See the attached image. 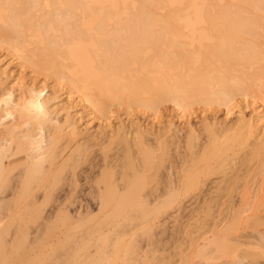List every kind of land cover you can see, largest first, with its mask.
Instances as JSON below:
<instances>
[{"label": "bare ground", "instance_id": "1", "mask_svg": "<svg viewBox=\"0 0 264 264\" xmlns=\"http://www.w3.org/2000/svg\"><path fill=\"white\" fill-rule=\"evenodd\" d=\"M1 42L17 57L28 55L23 46H37L32 49L37 52L31 53L34 59L30 56L22 59L36 69L46 67L54 76L65 78L71 91L79 93L81 100L99 114L105 112L106 100L150 109L170 101L185 109L195 102H227L232 96L251 90L264 98V50L261 48L264 47V0H0ZM14 91L12 87L0 90V194L16 198L9 201L1 196L0 209L7 214L13 205L17 206L20 201L22 205L6 216V222L1 223V217L0 264H97L99 259L94 258L95 254L84 251V257L80 255L84 248L76 253L72 251L65 243L68 241L66 235L53 244H49L50 239L45 238L43 232L42 236L33 234V239L27 238L30 237L27 222L36 207L30 205H39L43 210L46 204L40 205V202L49 203L62 180L69 187L64 193L74 194L77 170L86 158L84 152L88 147H73L78 152L76 158L72 153L61 157L56 150L60 129L51 124L59 125V121L39 107L34 90L29 86L25 85L18 94ZM241 129L239 132L232 130V134L210 131L197 148L198 135H188L189 168L174 179L171 178L173 165L168 141L146 142L142 137H135L128 139L134 141L131 146L130 141L121 138L126 148H121L120 162L108 161L105 154L102 163L90 160L92 173L86 177L93 184L90 194L96 196L93 199L96 212L86 204V208L78 205L70 214L67 208L60 207L65 198L61 197L60 201L57 196L59 202L55 209H50L47 215H38L36 220L41 218V222L37 226L40 225L45 233L54 227L72 226L74 229L94 223L89 231L97 232L98 239L120 244L124 234L135 226H141L149 234L153 225H142L173 204L177 194H207L202 204L199 203L201 206L190 207L188 217L191 220L195 214L201 212L203 215L214 206L216 210L223 196L231 197V190L236 189L233 184L241 177L239 168L235 171L232 167L225 168L227 153L235 143L246 138L247 132ZM258 150L257 145L247 150L245 160ZM16 167L21 169L14 175ZM96 167L97 170H93ZM162 169H166V174ZM148 170L153 173L149 175ZM65 171L70 175L68 180L64 179ZM36 194H42L43 199ZM151 194L162 195L154 197ZM28 196L31 198L23 203ZM224 211L215 212L218 217L215 214L213 219L217 217L218 220L208 225L205 221L198 222V230L203 231L187 238L189 250L201 246V258L217 259L235 256L241 244L256 243L243 233L241 237L247 239L235 243L236 236L230 234L236 228L235 211L233 208ZM1 212L5 215L0 211V216H3ZM254 222L257 225V220ZM222 223L224 225L218 229ZM104 228L108 229V234L104 233ZM13 229L14 236H11L9 233ZM192 232L189 230V234ZM178 233L173 240L169 238L173 244L171 260L166 259L167 263L162 260L161 264L189 263V255L181 256ZM8 235L13 238L8 240ZM89 235L82 237L91 240ZM256 245L264 250L261 237ZM44 246H50L51 252L47 255ZM134 249L132 244L128 245L126 253ZM78 253L81 258H77ZM127 261L123 264H128Z\"/></svg>", "mask_w": 264, "mask_h": 264}, {"label": "rangeland", "instance_id": "2", "mask_svg": "<svg viewBox=\"0 0 264 264\" xmlns=\"http://www.w3.org/2000/svg\"><path fill=\"white\" fill-rule=\"evenodd\" d=\"M157 30L160 32L158 28ZM32 45L33 44H31V46H23L26 47V49L23 48V50L27 52L25 54H28L24 55L25 57L30 56L34 59L35 56L31 53L37 52L36 50H32L37 48V46L34 47L35 45ZM261 48L264 50V47ZM8 49L6 43H0V88L4 89L12 87L17 94L22 91L25 85L34 90L33 95L36 96L39 107L45 109V112H48L52 118L59 121V125L53 122L51 124L57 125L58 129H60L58 133V141L56 143L58 148L56 150L61 157H67L69 153H72L76 158L78 156V152L75 150L77 147H88L84 152L86 158L77 170L78 183L74 194H70L69 196V194H65L66 192L64 193V190H67L69 187L67 182L62 180L63 185L61 182L60 184H57V187H60L55 191L57 193L52 194L55 196H51L50 198L51 201L53 198L54 200L52 202L50 199L48 200L50 201V205L46 202L41 203L40 201L42 200H39L40 205L46 204L45 206L47 209L45 206L42 210L39 205L38 207L37 205H30L31 207H36H33V216H31V219L29 218L27 222L28 226H26V228H30H28L30 237L27 236L29 240H31V237L33 239L34 235H41L43 232V236L50 239L49 244H53L54 242L56 243L58 238L61 239L66 235V238L68 236V241L65 243L67 246L69 244L70 248L73 249L72 251L76 253L78 249L80 251V249L84 248V250H82L83 252L80 251V255L84 257L83 255L86 252L95 254L94 258L99 259L97 264H123V262L127 260L128 264H161L162 260L166 263L169 258V260H171L173 253V244H170L172 242L171 240H173V236H175L176 232L180 233L181 231L180 234L178 233L181 246V256H186V254L190 256V261L187 264H200V262H202L201 264H264V250L260 248L261 246L256 245L259 237L264 241V98H262L260 94L251 90L247 94L238 93L237 95L232 96L227 102H213L208 104L204 102H195L185 109L178 108L170 101L161 102L160 104H157L155 108L150 109L139 104L131 105L128 104L129 102H125V104L119 105L116 101L106 100V110L103 114H99L92 108V106H89L87 102L81 100L79 93L71 91V87L69 84H66L67 80L65 78H63L62 81L60 78L54 76L49 69H46V67L42 70L34 68L30 63H27L22 59L24 56L17 57L16 53L12 54V50L10 49L8 51ZM254 90H256V88ZM8 119H6V122L11 121L10 118ZM239 128H242L241 130L247 132L246 138L241 143H235L232 150L227 153L225 168L229 169L232 167L234 168V171L239 168L238 173L241 177H239V180L236 179V184H233V187L235 186L236 189L231 190L232 192H230L232 198L228 194L223 196L225 199L228 196L229 197L226 200L221 198V207L219 205L217 206V209L219 208V212L221 210H227V208L230 210L233 208L235 211L233 220H235L236 228L233 232H230V234L236 236L235 243L247 239L246 237H241L240 234L242 233L248 234V239L256 243H244L237 246L238 250L235 253V256H223L217 259H203L199 256L201 246L190 250L187 248V238L189 239L190 237H195L202 233L203 229L198 230L197 227L201 221H205L208 225L212 220L213 222L218 220L217 217L219 212L216 211L217 209H214L216 206L212 207V209H210L211 211H209V209L204 211L203 215L200 214L201 212L199 213L200 215L195 214V217L193 218L195 223L188 217L190 207L195 205L201 206L202 200L206 198L207 194H195V196H192L193 194L190 193L177 194V200L173 204L158 211L152 220L147 221L142 225L143 227L148 226V224L153 225L149 234L145 232L141 226H135L129 232L124 234L120 244L112 240L102 242L98 239L99 234H97V232L89 231L90 228L94 227V223L79 226V228L76 226L74 229L72 226H65L62 228L61 226L54 227V230H52L53 228H51V230L45 229L46 232H49L50 230V233L47 234H45L46 232L44 233L43 228L41 229L39 227L40 225L37 226V223L41 222V218H38L39 221L36 220L38 215H47L50 209V211L55 209V205H57L59 200H63L61 197L65 198L63 201L66 202L67 199L68 202H66V207L64 206L65 202L62 204L64 207H60L63 209L67 208L66 210H68L70 214L76 210L75 208L78 207V205H83L84 208L88 205L87 207L96 212V202L93 201V199H96V196H94L95 194H90L93 184L86 177L88 173H92L89 167L90 160L95 163H102L105 154L108 161H112V163L120 162V160H122L120 154L121 156L123 154V149L121 148L123 146V148H126L124 145L125 142L120 141L121 138L127 139L125 140L126 142L130 141L131 146L134 141L128 139H135V137H142L146 142L147 140L149 142H154L155 140L168 141L171 144L169 153L173 165L171 178L174 179L176 176L183 173L185 169L189 168L191 156L186 148V138L188 135L192 133L198 135L197 140L195 141L197 148L198 144L205 141L210 131H216L217 133H223L224 131L226 133V131H228L227 133L232 134V130H234V132H239ZM237 129L238 131H236ZM256 145L259 149L258 152L250 157L249 160H245V153L247 150L256 147ZM103 147L105 149L102 151L101 148ZM133 149H135V147H132V150ZM118 150H122V153ZM97 168L98 167L93 170H97ZM20 169L21 167H16L13 174H17ZM162 170L164 174H166V169ZM65 172L63 174L64 179L67 178L68 180V176L70 175L68 172ZM152 173L153 170H148L149 175ZM162 174L163 173L160 175L161 177L164 176ZM13 179H15V177H13ZM8 192V190L5 192L7 196ZM58 192H60V194ZM3 194H0V197H5L9 199V201L16 198V196L14 197L13 195V198H9V196L6 197V195L3 197ZM41 195L36 194V196H40L39 199H43ZM151 195L157 197V195L161 196L162 194ZM12 196L10 195V197ZM198 196L203 197L200 198ZM30 198L31 197L28 196L23 199V203ZM56 198L59 200H56ZM226 202L229 205H226ZM21 203L22 201H20L17 206L13 205V209L11 208L9 212L6 210L8 212L7 214L1 208L0 211H3L5 214L3 215L1 212L3 215L0 216V220L2 217L1 223L4 221L6 222L8 219L6 216L18 210L20 205H22ZM199 203L201 204L199 205ZM47 205H49L50 208L49 206L47 207ZM231 205L235 206L232 207ZM38 208L43 212H39ZM212 212L213 214H211ZM215 212H218V214ZM206 213L210 214L207 215ZM214 215L217 217H214L213 219ZM200 216H203V220ZM196 217L198 219L200 217V219H195ZM204 217L211 220L206 221L204 220ZM254 220H257L259 224L257 223L256 225ZM229 221L230 219L227 220L225 224ZM252 223H254V225ZM223 225L224 223L217 228L220 229ZM173 228L176 229L173 230L174 232L171 231ZM177 228L180 229V231H177ZM13 230L9 233L11 236H14L15 230ZM189 230H193V232L189 234ZM90 232H92V237L89 235ZM27 233L28 232H26V235ZM51 233H53L52 237L49 236ZM104 233H109L107 228H104ZM87 234L90 236L91 240L83 239V237L87 238ZM10 235L7 236L8 240L13 238ZM169 238H171V240ZM87 241H90L89 244ZM199 242H201V240H199ZM73 243H75V245ZM82 244L85 247H83ZM131 244L135 248V252H132L134 254L126 253V248ZM167 245L169 247H167ZM208 247L209 246L207 245L206 250ZM101 250L104 252L99 255L98 252ZM43 251L45 255L49 254L51 252L50 246H44ZM77 255V258H81L79 253ZM163 257H165V260ZM240 259L241 261H239Z\"/></svg>", "mask_w": 264, "mask_h": 264}]
</instances>
